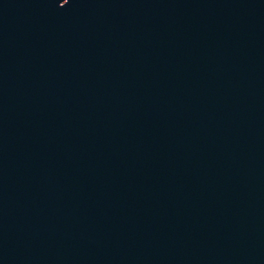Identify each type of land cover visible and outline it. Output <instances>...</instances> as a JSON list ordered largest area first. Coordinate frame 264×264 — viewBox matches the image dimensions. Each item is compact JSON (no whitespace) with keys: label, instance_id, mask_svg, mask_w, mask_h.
I'll return each mask as SVG.
<instances>
[{"label":"water","instance_id":"95a60500","mask_svg":"<svg viewBox=\"0 0 264 264\" xmlns=\"http://www.w3.org/2000/svg\"><path fill=\"white\" fill-rule=\"evenodd\" d=\"M0 264H264V0H0Z\"/></svg>","mask_w":264,"mask_h":264}]
</instances>
